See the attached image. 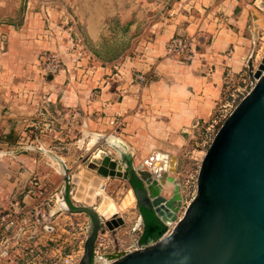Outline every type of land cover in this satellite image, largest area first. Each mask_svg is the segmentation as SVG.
I'll use <instances>...</instances> for the list:
<instances>
[{
    "label": "crops",
    "instance_id": "obj_1",
    "mask_svg": "<svg viewBox=\"0 0 264 264\" xmlns=\"http://www.w3.org/2000/svg\"><path fill=\"white\" fill-rule=\"evenodd\" d=\"M131 1L128 11L121 0H0V145L11 148L15 131L45 125L47 106L68 126L80 107L85 126L109 135H115L110 119L122 114L125 123L116 136L125 137L137 167L148 153L172 145L175 136L181 139L196 118L213 112L224 95L226 69L243 68L260 29L254 0ZM113 21L119 44L114 48L124 51L125 37L118 39V33L126 22L135 34L133 60L125 52L115 57L101 52L109 48ZM181 32L203 38L202 59L186 64L166 54V43ZM72 34H80L88 49L81 61L70 52ZM50 50L60 51L67 68L44 80L38 55ZM75 63H86L85 77L75 80ZM151 71L157 75L147 84L134 82L133 73ZM8 148L0 156L13 161L18 155ZM20 175L0 170V200L20 187Z\"/></svg>",
    "mask_w": 264,
    "mask_h": 264
},
{
    "label": "rangeland",
    "instance_id": "obj_2",
    "mask_svg": "<svg viewBox=\"0 0 264 264\" xmlns=\"http://www.w3.org/2000/svg\"><path fill=\"white\" fill-rule=\"evenodd\" d=\"M121 2L123 1L121 0ZM121 2L118 4L120 5ZM132 3L131 0H124L123 4L127 7L125 9H131L132 6H128ZM254 11L257 19H255L256 25L259 26L263 23V20L259 10L256 8ZM258 20L259 22H257ZM77 21L83 29V23L78 17ZM110 23L112 27H114V30H111L112 33L109 34V48L101 52L114 55V57L121 54V52H125L127 59L133 60L136 56L134 54L135 51L130 49L133 45V37L135 34H131V27L127 26L128 22H126L124 26V31L118 33V39L122 37V34L124 35L123 37H125L124 51L114 48L113 45H119L116 42V23L115 21ZM250 24L252 25L253 22L250 21ZM111 40L113 42H110ZM262 46L263 44L261 45L259 42H256L253 43L251 48L246 50L243 56L244 62H241L243 65L241 70L236 71L231 67L226 69L224 78L228 77V73L230 76L234 74L233 81L228 84L225 82V91L222 100L218 102V106L214 108L213 112L207 118H201L209 120V123L200 131L202 133L198 138L192 139L188 135L189 131H191V124L189 128L183 130V132L179 134L181 139L175 136L176 138L174 137L171 140L172 145L169 144L160 147V150L166 151L171 155H176L177 157V170L174 175L180 181L184 193V207L178 212V218L184 215L187 204L192 201L197 193L199 171L207 151V148L205 149L202 146H197L195 142L208 141L214 133H218L226 120L225 117L227 118L229 116V113L234 110L247 92L251 90L255 83L254 73L264 59V46ZM199 50L201 54H203L204 51L202 47ZM234 51L235 49L233 47L228 50L229 53ZM202 57L203 55H201L199 59H202ZM85 65L86 63L81 65H77V63L74 64L71 70L74 73L75 80L79 77H85ZM136 73L137 72L133 73L134 82ZM150 73H155L157 75L156 71H151ZM98 90L99 87L93 88L92 94L97 95ZM220 105L221 108H219ZM43 111L46 112V118L42 120L45 122V125L41 124L42 126L40 127L37 125L33 126L30 130L23 131L24 133L26 132L25 134L21 133V131H15L14 138L12 139L13 147L11 148L0 145V154L5 155L6 148H8V150H15V154L18 155L13 157V161H4L0 156V170H13L19 175H22H20L22 178L17 181L16 185L20 187L16 188L14 195L20 198L18 191H24V193L21 194L23 197L28 195L31 190H35L37 187L41 188L43 196L40 201L44 203V209L41 213L45 214L44 219L39 223L32 217H29L13 227V237L9 245L13 251V256L10 260L2 259L1 264H30L32 260L30 254L31 248L42 250L45 258L52 257L55 254L57 255V248L61 246L65 247L67 251H69L70 248L72 250H79L81 247H84L85 249V238L91 230L92 219L86 212L61 208L59 205L60 199H64L67 201V204L71 203L77 207L84 205L97 207L103 202L104 196L113 199L118 206L124 201H127L126 199L130 197L129 192L132 189L130 180L135 178L131 170L129 171L128 178L105 177L89 166L96 153L101 150L119 163L125 161V157L114 147L105 143L103 138L93 145L92 141L95 140V138L92 137L90 132L109 135L107 132L104 133L99 129L92 130L85 126L84 113L80 114V107L76 108L75 112L79 114L75 113V116H72L73 121H71V125L69 126L67 125V120L62 121V124L59 123L56 111L51 110L49 106L44 108ZM40 115L43 117L42 113ZM36 119L35 117L33 120ZM212 119H214V121H212ZM124 123L125 120L123 117L121 128L124 126ZM111 126L113 127L112 132L118 135L120 130L116 129L120 128H115L113 125ZM121 139L126 141L125 137ZM145 148L148 150L155 149L153 145H148ZM147 155L143 163L151 160L152 156L154 158L155 154L153 155V152H150ZM130 158L135 165V159L132 156H130ZM4 159H6V157H4ZM77 177H82L84 180L90 179L82 183L78 182ZM100 182L104 183L102 184L104 191L101 194L96 193L100 192L98 187ZM92 187L95 192H93V197L90 200L91 202H87V197ZM165 191V193L169 192V188ZM79 194L84 197H77ZM29 197L26 199L28 205L32 203ZM120 217L124 218V225L114 231H109L106 227V232L103 234L100 233L98 247H100L101 251L105 250L108 251V253L125 251L126 249L132 248L137 241L145 243L151 242V240H160L164 234H167V232L172 230L175 226V224L165 225V230L161 237H151L147 241L142 242L141 237L143 235L145 221L142 218V213L136 198L132 206H128L127 209L121 211ZM140 219L142 220L140 221ZM0 248H2V245H0ZM103 259L105 258L103 257ZM107 261L109 260L105 259L104 263ZM92 264L103 263H96L93 260Z\"/></svg>",
    "mask_w": 264,
    "mask_h": 264
},
{
    "label": "water",
    "instance_id": "obj_3",
    "mask_svg": "<svg viewBox=\"0 0 264 264\" xmlns=\"http://www.w3.org/2000/svg\"><path fill=\"white\" fill-rule=\"evenodd\" d=\"M263 69L264 59L254 73L258 81L227 117L207 149L197 193L179 220L183 196L174 175L176 155H171L169 170L167 160L162 163L165 156L159 160L162 165H156L155 158L152 164L135 167L131 151L116 145L114 148L125 157L123 163L104 151L99 165L94 157L89 166L102 176L128 178L131 170L139 183V187H132L138 204L153 212L164 225L168 219L177 221L169 235L151 240L145 248L106 253L103 257L111 261L109 264H264ZM102 136L107 144L118 141L126 147L119 138ZM167 188L169 192L165 193ZM68 206L72 211L88 213L92 219L79 263L91 264L100 233L107 228L116 230L124 225V218L115 214L107 219L87 205Z\"/></svg>",
    "mask_w": 264,
    "mask_h": 264
},
{
    "label": "built area",
    "instance_id": "obj_4",
    "mask_svg": "<svg viewBox=\"0 0 264 264\" xmlns=\"http://www.w3.org/2000/svg\"><path fill=\"white\" fill-rule=\"evenodd\" d=\"M182 1H186V0H182ZM254 5L261 13L263 19V23H261L260 25V29L258 31L256 39L254 40V43L259 42L261 45L263 44L264 46V0H254ZM69 42H70V52H74L76 55H78V59L81 61V59L86 55V52L88 50L86 48L84 38L80 34H72L70 35ZM203 45L204 44L199 35L181 32L175 34L166 43V54L168 56L174 57L180 63L193 64L202 55L199 49L203 47ZM38 68L41 72L43 79L46 80L49 75L54 76L66 70L67 65L65 64L60 51L50 50L39 53ZM155 77H156L155 73L153 74L150 72H137L134 78L137 83L144 85L147 82H150ZM233 78H234V74L230 76L228 73V77H225L224 80L228 84L233 81ZM254 80H255L254 83L255 85L258 79L254 78ZM250 91H248L247 94ZM219 108H221V105L219 106ZM232 112L233 110L229 113V115ZM225 119L227 118L225 117ZM212 121H214V119H212ZM109 123L113 125L115 128H121L123 124L122 114L115 115L112 119H110ZM208 123L209 120H205L201 118L195 119L191 125V131H189L188 135L192 139L198 138V136L202 133L200 131H202V129H204L206 124ZM216 134L217 132L214 133L213 136L208 141L204 140L202 142H195V143L197 144V146L199 145L204 147L205 149L206 148L208 149L210 144L214 140ZM178 182L180 183L179 180ZM18 192L20 194V198L14 195V192H12L7 196L6 199L0 200V245H2V248H0V264L2 259L10 260V258L13 256V251L11 247H9L13 237L12 236L13 227L16 226L19 222L28 219L29 217H32L37 223H39L45 217V214L41 213V211H43L44 209V203L40 201L43 196V191L41 190V188L37 187L35 190H31L28 195L23 197L21 196V194H23L24 191H18ZM181 192L183 196V201H182V206H183L184 193L182 186H181ZM28 197L30 200H32V203L29 205L26 200ZM188 205L189 204H187L186 207H188ZM172 230H169L168 232L170 233ZM165 236L166 234H164L160 239H162ZM98 238L94 247L93 260L96 263L101 262L103 264H109L111 263V261H107L106 263H104L105 259H103V256L106 253H108V251L105 250L101 251L100 247H98ZM150 243L151 242L141 243L140 241H137L136 243H134L132 248L126 249L125 251H134L137 249L145 248ZM57 252H58L57 255L55 254L52 257L45 258L42 250L31 248L30 254L32 260L30 264H79L84 255L85 249L84 247H81L79 250H75V249L72 250L70 248V250L67 251L65 247L61 246L57 248Z\"/></svg>",
    "mask_w": 264,
    "mask_h": 264
},
{
    "label": "bare ground",
    "instance_id": "obj_5",
    "mask_svg": "<svg viewBox=\"0 0 264 264\" xmlns=\"http://www.w3.org/2000/svg\"><path fill=\"white\" fill-rule=\"evenodd\" d=\"M257 20V19H256ZM258 22H259V20H258ZM261 73L263 74L264 73V69L263 70H261ZM90 134L92 135V137L93 138H95V140H93L92 141V143H93V145H95L96 143H98L99 142V140L103 137L102 136V133H98V132H90ZM107 136H109V135H107ZM112 136H114L115 138H119V137H117L116 135H112ZM119 139H121V138H119ZM122 140V139H121ZM123 141V140H122ZM110 142V141H109ZM124 142V141H123ZM111 144V146H115V147H120V148H122V149H125V150H130L129 149V147H128V145L124 142V144H126V147H123V145L122 144H120L118 141H116L114 144L113 143H109L108 145H110ZM113 146V147H114ZM131 151V150H130ZM159 153V154H158ZM103 155H104V153H103V151L101 150V151H99L98 153H96V155L94 156L95 157V161H96V164L97 165H99V162L101 161V159H103ZM163 156H165V158H163ZM166 156H168L167 157V159H166ZM155 158H158V162L156 163V165H162L161 163H160V158H163L162 159V163H163V161H166L167 160V163H166V166H167V170H169V162H170V159H171V155L169 154V153H166V152H162V151H158V152H156L155 153V155H154V158H152L151 160H148V161H146V162H148L149 164H152V162H154L155 161ZM145 162V163H146ZM144 163V164H145ZM163 172V171H162ZM90 179V178H89ZM89 179H87V180H84V178H78L77 177V180H78V182H87ZM92 181H93V179H92ZM91 181V182H92ZM91 182H89V183H91ZM97 182V181H96ZM95 182V183H96ZM93 183V182H92ZM102 184H104V183H102V182H100L99 183V189H100V192H96V193H99V194H101L104 190H103V185ZM83 186V185H82ZM81 187V186H80ZM91 189V188H90ZM90 192V194L88 195V197H87V202H89L91 199H92V197H93V192H95V190H94V188L92 187V190H90L89 191ZM84 193V192H83ZM87 193V192H86ZM129 198H127L126 200L127 201H124L123 203H121V205H116L115 204V202L113 201V199H111L110 197H108V196H104V200H103V202L102 203H100V205L99 206H97V207H95L96 208V211L98 212V214L100 215V216H103V217H105V218H110V217H112L113 215H115V214H118V216L120 217V214H121V211H123V210H125V209H127V207L128 206H132V204H133V201L135 200V195H134V193H133V190L131 189L130 190V192H129ZM128 195V194H127ZM83 195H80L79 194V196H77V197H82ZM75 197V196H74ZM84 197V196H83ZM86 200V199H85ZM91 202V201H90ZM59 205H60V207L61 208H64V209H69V206H68V204H67V201H65L64 199H60V202H59ZM184 206H182L181 208H180V210L183 208ZM185 210H186V208H185ZM185 210H184V212H185ZM182 217V216H181ZM180 218V217H179ZM179 220V219H178ZM176 223H177V221L175 222V221H173V220H171V219H168V221H167V225H172V224H175L176 225ZM169 234V232L166 234V236ZM165 236V237H166Z\"/></svg>",
    "mask_w": 264,
    "mask_h": 264
},
{
    "label": "trees",
    "instance_id": "obj_6",
    "mask_svg": "<svg viewBox=\"0 0 264 264\" xmlns=\"http://www.w3.org/2000/svg\"><path fill=\"white\" fill-rule=\"evenodd\" d=\"M142 215L144 217L145 224L141 241L145 242L151 237H161L164 233L165 225L155 216L153 212H150L146 208H143Z\"/></svg>",
    "mask_w": 264,
    "mask_h": 264
},
{
    "label": "flooded vegetation",
    "instance_id": "obj_7",
    "mask_svg": "<svg viewBox=\"0 0 264 264\" xmlns=\"http://www.w3.org/2000/svg\"><path fill=\"white\" fill-rule=\"evenodd\" d=\"M130 184H131V186L134 187V188L139 187V183H138V181H137L135 178H133V179L130 180ZM138 205H139V204H138ZM139 208H140V211H141V213H142L143 208H145V207H144V206L141 207V206L139 205ZM150 212H151V211H150Z\"/></svg>",
    "mask_w": 264,
    "mask_h": 264
}]
</instances>
